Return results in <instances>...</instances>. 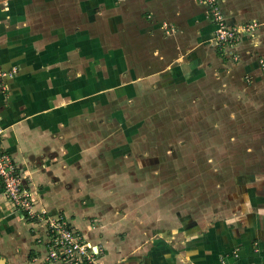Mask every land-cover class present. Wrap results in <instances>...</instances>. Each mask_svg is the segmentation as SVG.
<instances>
[{"label": "crops", "instance_id": "1", "mask_svg": "<svg viewBox=\"0 0 264 264\" xmlns=\"http://www.w3.org/2000/svg\"><path fill=\"white\" fill-rule=\"evenodd\" d=\"M219 6L242 28L225 49L199 0H0L2 147L34 208L63 214L101 246V264H264V0ZM123 99L143 106L130 124ZM161 109L164 143L211 144L206 158L217 161L202 167L211 184L195 183L204 174L188 163L164 175L192 182L156 189L154 179L142 224L139 169L157 153L139 111ZM126 172L132 191L118 195ZM32 222L10 209L0 181L6 264H41Z\"/></svg>", "mask_w": 264, "mask_h": 264}, {"label": "built area", "instance_id": "2", "mask_svg": "<svg viewBox=\"0 0 264 264\" xmlns=\"http://www.w3.org/2000/svg\"><path fill=\"white\" fill-rule=\"evenodd\" d=\"M204 3L216 23L214 40L222 49L233 46L241 31L239 26H230L225 21L219 6V0H199ZM264 70V61L260 62ZM0 125V143L3 133ZM0 181L1 188L10 209L22 212L24 218L35 213L31 189L26 185L14 156L0 144ZM23 212L25 214H23ZM44 216V215H43ZM41 216L44 219L45 254L35 256L42 264H101L98 261L100 245L93 249L92 243L76 230L63 214ZM32 221L37 219H31ZM47 245V247H46ZM37 263V262H36ZM224 264V260L221 259Z\"/></svg>", "mask_w": 264, "mask_h": 264}, {"label": "rangeland", "instance_id": "3", "mask_svg": "<svg viewBox=\"0 0 264 264\" xmlns=\"http://www.w3.org/2000/svg\"><path fill=\"white\" fill-rule=\"evenodd\" d=\"M12 70H13V68L10 69V71H12ZM0 73H2V71H0ZM112 99H113V101H115L113 97H112ZM126 100H128V99H126ZM126 100L123 99L122 101H124L125 110H126V112L128 113V115L130 117H126L125 120H126V123L130 124L133 121H135L136 114H138V112H135V111H138V108H139V106L141 104H140V102H138L135 105V108H133L132 105H129L130 103L133 104V99L132 98H129V100L132 101L130 103H128ZM159 102H160L159 104L156 103L157 108H161L162 107V103L161 102H163V101H159ZM142 107L143 106L141 105V108ZM132 108H133V110H132ZM203 110L205 111V108H203ZM171 113H173V111ZM177 113H179V112H177ZM139 114L140 115H143V114L145 115L146 114L145 115V121L140 125V128H139L140 133H144L143 135H145V137H148V136L151 135V137H150L151 138L150 139V143L151 144L150 145L151 146L154 145V150L157 153V159H155L152 164L149 163L150 166L148 164L147 165L141 164L142 167L139 169V175H138L139 176V178H138L139 181L138 182L140 184V201H141V203L143 205V206L140 207V214H141L140 215L141 216L140 222L142 224H145L143 222H147V219L146 218L148 216L147 207H145V206H148V204H147V196H148V193H149V195L151 193L150 186L153 187V183L156 182L155 183L156 184V189L157 188L162 189V188H164L166 186V184L168 185V184H171L172 183L171 185H174V183L177 180H180L182 178L187 179L188 182H192L191 179H193V178L196 179L197 178L196 181H195V183H202L204 185H205V183L211 184L210 178H214V176H212L211 174H207V171H204L203 172L202 170H204V169L202 167L204 165H207L208 163L214 162L216 159L215 160H213V159L211 160V158H206V156L208 154H211L212 153V149H214V148L211 149V147H212L211 144L204 145V146H202V144H198V148H196L197 144H195V143H188V144H186L184 142L183 143H180L178 140H176L175 143L174 142L170 143L169 141H167V142L164 143V141H162V137L163 136L162 135H159V133L163 132V130H164V128H163V122L165 121L164 120L165 119V116L169 117V115H168L169 113L164 112L161 109L160 111H153V112L152 111L147 112V111H142L141 110V111H139ZM179 117L180 116L178 114L177 119H179ZM148 119H149V121H147ZM152 121H157V123H154L156 125H152V123H151ZM171 122L172 123L171 124L169 123V124L170 125H173L174 124V125L172 126L171 130L168 128V133H169V135H170L171 138L176 139V137H174L173 135H174V133H175L176 130H177V134H179L178 133V127H180V126H178L179 123H177V122H179V120H177V121H171ZM148 124H150L151 127H148L147 126ZM1 127H3V126H1ZM202 128H204V130H202L201 133L202 134H207V130L205 129V126H203ZM205 139H206V137H205ZM171 141H173V140H171ZM145 145H148V143H146ZM220 145L222 146V144H220ZM1 146H2V144H1ZM182 151H185L186 153L188 152L187 154L190 155V156H192V158H190V159L183 158L182 153H180ZM171 152H173V153H171ZM219 157L220 158H218V164L220 163V165H221L224 160H222L223 158H221L220 155H219ZM128 161H129L128 164L130 166V160H128ZM120 163H123V162L121 161ZM185 163H188V166L190 165V168H201L200 173L203 172L204 175L194 174V177L191 178V176H192L190 174L191 173L190 172L191 170H189V174L190 175H187L185 173L178 174V175H174V177L172 175V179H170L168 176H165L164 175L165 171L168 174L171 171H175V170L176 171H179V170L185 169L186 168L185 167ZM153 169H155V175L153 176V174H150V176L148 177V173H150L151 170H152V173H153ZM128 173L126 172L122 176L123 179H122L121 182L122 183L124 182V185H122V187L119 186L120 188L118 187L119 188L118 195L122 191L125 194H126V191L127 190H129L130 192L132 191L131 188L129 189V187L125 185L126 182H127L126 179L130 175ZM154 179H155V182H153ZM118 180L120 182V179H118ZM220 180H222V177H220ZM136 181H137V179L134 178V184H135ZM119 182L117 181V183H119ZM178 187H179L178 185L175 186V188H178ZM33 203H35V199H33ZM34 210H35L34 215L32 217H28V219H37V221L34 220L36 222H32L31 224H33L35 227L39 226L38 228L43 229V219H41L39 217H41L43 215H47L46 214V211H42L41 209H38L37 207H35ZM16 211H18V210L16 209ZM25 219H27V218H25ZM29 227H30V225H29ZM38 228H37V232L38 233H36V231H33L32 230V227H30L31 230L29 229V231H30V233H34L35 232V234H37V236H36L37 243H44V238H45L44 234H45V232L44 233L43 232L41 233V231ZM42 238H43V242H42ZM44 245H45V243H44ZM46 247H47V245H46ZM39 252H40V250H39ZM40 253H44L45 254V250L44 249L41 250ZM29 258H30V256H29Z\"/></svg>", "mask_w": 264, "mask_h": 264}, {"label": "water", "instance_id": "4", "mask_svg": "<svg viewBox=\"0 0 264 264\" xmlns=\"http://www.w3.org/2000/svg\"><path fill=\"white\" fill-rule=\"evenodd\" d=\"M0 264H6L5 259L3 257H0Z\"/></svg>", "mask_w": 264, "mask_h": 264}, {"label": "trees", "instance_id": "5", "mask_svg": "<svg viewBox=\"0 0 264 264\" xmlns=\"http://www.w3.org/2000/svg\"><path fill=\"white\" fill-rule=\"evenodd\" d=\"M23 214H25V213L23 212Z\"/></svg>", "mask_w": 264, "mask_h": 264}]
</instances>
